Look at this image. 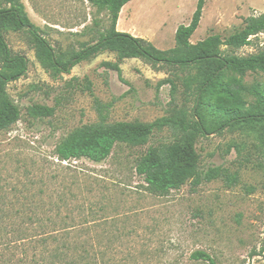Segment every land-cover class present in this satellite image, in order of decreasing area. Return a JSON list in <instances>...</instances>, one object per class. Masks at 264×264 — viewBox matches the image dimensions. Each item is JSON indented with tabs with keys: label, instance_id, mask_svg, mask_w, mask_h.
Listing matches in <instances>:
<instances>
[{
	"label": "rangeland",
	"instance_id": "rangeland-1",
	"mask_svg": "<svg viewBox=\"0 0 264 264\" xmlns=\"http://www.w3.org/2000/svg\"><path fill=\"white\" fill-rule=\"evenodd\" d=\"M20 1L62 60L109 27L107 11L86 0ZM196 3L131 0L120 17L122 32L171 49L176 28L190 22ZM262 12L264 0H205L190 41L215 34L224 39ZM118 21L119 15L116 30ZM3 35L12 55L26 57L27 70L6 85L20 118L0 131V264H210L192 257L195 251L216 264H264V128L236 126L199 137L197 177L165 192L151 189L136 165L148 148L162 152L175 140L168 127L143 144L116 143L101 162L63 161L56 154L76 129L148 123L178 110L191 118L201 67L154 64L105 49L58 72L43 65L25 29L6 28ZM222 51H264V33ZM256 79L264 82L254 74L244 81ZM34 104L52 108V115L33 116ZM204 116L210 124L217 121ZM210 168L218 176L206 179ZM6 241L13 242L6 247Z\"/></svg>",
	"mask_w": 264,
	"mask_h": 264
},
{
	"label": "trees",
	"instance_id": "trees-1",
	"mask_svg": "<svg viewBox=\"0 0 264 264\" xmlns=\"http://www.w3.org/2000/svg\"><path fill=\"white\" fill-rule=\"evenodd\" d=\"M86 1L107 11L109 27L95 43L62 60L40 35L38 27L29 20L20 0H0V61L4 67L0 70V131L20 118V110L6 92V85L27 70L26 57L12 55L3 35L6 28L25 29L36 43L43 65L51 66L58 72H69L80 61L105 49L116 51L123 58H142L154 64L165 63L182 68H202L191 118L185 111L178 110L148 123L118 121L106 126L76 129L57 146L56 154L60 160L87 158L101 162L109 156L116 143L143 144L155 131L168 127L176 133L175 140L162 152L148 148L136 165L137 173L143 175L151 189L165 192L179 189L187 179L197 177L200 156L196 144L199 137L236 126L264 128V82L257 79L253 83L244 81L247 74L264 78V51L247 56L226 55L222 51V46L237 49L248 45L252 36L264 33V12L245 18L243 28L224 39L215 34L192 43L190 38L199 26L205 3V0H197L190 22L176 28L175 46L160 50L144 38L116 30L120 10L131 0ZM248 96L255 97V100L249 101ZM204 112L215 116L217 121L208 123ZM30 113L36 117L49 116L53 109L34 104ZM262 154L264 156V134ZM217 176V168H210L205 173L206 179ZM11 242L4 243L8 247ZM53 256L55 258L57 254ZM192 257L216 264L204 251H195ZM69 263L65 260L62 264Z\"/></svg>",
	"mask_w": 264,
	"mask_h": 264
},
{
	"label": "crops",
	"instance_id": "crops-1",
	"mask_svg": "<svg viewBox=\"0 0 264 264\" xmlns=\"http://www.w3.org/2000/svg\"><path fill=\"white\" fill-rule=\"evenodd\" d=\"M130 2V1H129ZM124 9L126 10V4L121 8L120 13H119V21L117 23V30H121L124 31V28L121 27V14L124 11ZM129 11H126L125 14H127ZM124 14V15H125ZM122 28V29H121ZM128 31V30H127ZM132 34V33H131Z\"/></svg>",
	"mask_w": 264,
	"mask_h": 264
}]
</instances>
